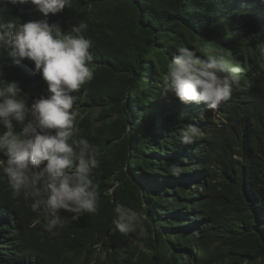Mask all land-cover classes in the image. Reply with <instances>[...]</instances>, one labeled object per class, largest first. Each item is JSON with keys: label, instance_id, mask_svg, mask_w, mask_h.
I'll return each mask as SVG.
<instances>
[{"label": "trees", "instance_id": "1", "mask_svg": "<svg viewBox=\"0 0 264 264\" xmlns=\"http://www.w3.org/2000/svg\"><path fill=\"white\" fill-rule=\"evenodd\" d=\"M42 19L31 4L0 3V24ZM47 20L65 34L86 23L93 42V79L73 93V109L75 138L98 149V210L78 221L61 210L63 225L50 233L32 198L13 195L0 169V264H264V69L252 67V83L226 100L228 129L203 152L201 135L213 114L196 122L194 103L162 98L167 68L153 57L165 53L171 61L183 42L196 50L193 31L245 66L237 47L246 27L264 32L259 2L73 0ZM0 80L17 81L29 107L48 95L34 62L17 63L3 49ZM193 123L205 130L180 143L181 130ZM22 128L14 122V133ZM173 165L179 176L171 174ZM117 203L141 215V228L116 230Z\"/></svg>", "mask_w": 264, "mask_h": 264}, {"label": "clouds", "instance_id": "2", "mask_svg": "<svg viewBox=\"0 0 264 264\" xmlns=\"http://www.w3.org/2000/svg\"><path fill=\"white\" fill-rule=\"evenodd\" d=\"M257 1L264 20V0ZM0 3L31 4L45 17L19 25L0 24V49L17 63L25 59L34 62L35 72L48 85V95L41 96L29 107L20 98L22 89L17 81L0 80L3 81L0 126L6 129L0 132V169L13 195L23 193L26 199L31 197V209L42 214L45 229L55 234L54 230L63 225L61 210L71 213L73 221L98 210L99 186L92 178L93 170L99 166L98 149L86 138H75L79 129L71 111L77 99L73 93L93 79L90 51L93 42L84 35L86 23L79 22L68 31L70 34H65L60 24H49L47 20L49 14L73 7V0H0ZM254 33L264 38L261 28L246 27L237 47L245 62V46L249 44L248 39H255ZM252 67L264 69L258 63ZM240 72L238 65L231 64L219 52L202 58L187 47L177 48L167 64L161 97L171 95L182 104L194 103L193 109L200 118L196 122H205L204 115L214 116V120H208L211 125L208 132L201 135L203 152L212 145L216 132L228 129L224 111L231 102L226 100L231 97L233 86L239 85ZM221 116L227 122L219 126ZM14 122L23 125L21 132L14 133ZM204 130L199 131L195 123L188 124L181 130L180 143H193ZM181 171L179 166L170 167L173 175L179 176ZM114 212L113 223L121 234L141 228V215L137 211L117 203Z\"/></svg>", "mask_w": 264, "mask_h": 264}, {"label": "rangeland", "instance_id": "3", "mask_svg": "<svg viewBox=\"0 0 264 264\" xmlns=\"http://www.w3.org/2000/svg\"><path fill=\"white\" fill-rule=\"evenodd\" d=\"M254 35L255 39H248L249 44L245 46L246 65L244 66L242 62L236 61V55H234L233 51L226 48L221 43L209 40L206 37H203L193 31L188 32V37L190 38L191 42L197 47L195 52L198 56L207 58L208 55H214L219 52L220 54L224 55L231 64H235L240 67V83L238 86H233L232 92L241 90L252 83L249 71L253 63L261 64L264 67V38L260 37L257 33H254ZM179 46L194 50L190 48L186 42H183ZM153 57L156 59L157 63L160 66H165V68H167V64L170 62V58H168L165 53L154 54ZM72 111L74 112V114L76 113V109H72ZM226 122L227 119L224 116H221L218 120L219 126L225 124ZM102 257L106 258V254L103 253Z\"/></svg>", "mask_w": 264, "mask_h": 264}]
</instances>
